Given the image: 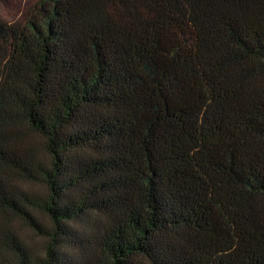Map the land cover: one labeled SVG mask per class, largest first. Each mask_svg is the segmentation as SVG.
Here are the masks:
<instances>
[{
    "label": "trees",
    "instance_id": "trees-1",
    "mask_svg": "<svg viewBox=\"0 0 264 264\" xmlns=\"http://www.w3.org/2000/svg\"><path fill=\"white\" fill-rule=\"evenodd\" d=\"M0 264H264V0L0 20Z\"/></svg>",
    "mask_w": 264,
    "mask_h": 264
},
{
    "label": "rangeland",
    "instance_id": "rangeland-1",
    "mask_svg": "<svg viewBox=\"0 0 264 264\" xmlns=\"http://www.w3.org/2000/svg\"><path fill=\"white\" fill-rule=\"evenodd\" d=\"M39 1L40 0H0V20L6 22L22 20L24 19V14L32 9ZM26 140L36 142L38 145H43V140L32 132H27ZM37 216L43 224L49 225L44 215L38 213ZM17 228L19 229L28 249H30L34 255L42 256L45 244L48 241L47 237L41 236L35 230H32L25 226V224L19 222L17 223ZM70 255L74 258L79 257L73 252H71Z\"/></svg>",
    "mask_w": 264,
    "mask_h": 264
}]
</instances>
